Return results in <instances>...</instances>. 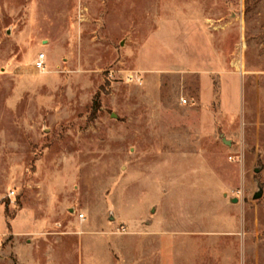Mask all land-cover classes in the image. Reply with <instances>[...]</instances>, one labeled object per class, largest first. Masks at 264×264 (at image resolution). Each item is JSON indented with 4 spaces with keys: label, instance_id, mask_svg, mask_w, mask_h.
I'll return each instance as SVG.
<instances>
[{
    "label": "rangeland",
    "instance_id": "374dc122",
    "mask_svg": "<svg viewBox=\"0 0 264 264\" xmlns=\"http://www.w3.org/2000/svg\"><path fill=\"white\" fill-rule=\"evenodd\" d=\"M157 230L264 264V0H0V264H152Z\"/></svg>",
    "mask_w": 264,
    "mask_h": 264
},
{
    "label": "crops",
    "instance_id": "0c3cea01",
    "mask_svg": "<svg viewBox=\"0 0 264 264\" xmlns=\"http://www.w3.org/2000/svg\"><path fill=\"white\" fill-rule=\"evenodd\" d=\"M171 230L166 231L167 233L160 232L157 230L155 235H153L156 239L154 243L156 247L153 248V261L152 264H176L174 257V246H175V238L178 234ZM201 231V229H199ZM200 234H203L202 232ZM199 237H202L199 235Z\"/></svg>",
    "mask_w": 264,
    "mask_h": 264
},
{
    "label": "built area",
    "instance_id": "2783aa9c",
    "mask_svg": "<svg viewBox=\"0 0 264 264\" xmlns=\"http://www.w3.org/2000/svg\"><path fill=\"white\" fill-rule=\"evenodd\" d=\"M45 61H46L45 54L39 55L38 59L35 62V67L38 70H43L45 68ZM184 103H186V102H184Z\"/></svg>",
    "mask_w": 264,
    "mask_h": 264
},
{
    "label": "water",
    "instance_id": "95a60500",
    "mask_svg": "<svg viewBox=\"0 0 264 264\" xmlns=\"http://www.w3.org/2000/svg\"><path fill=\"white\" fill-rule=\"evenodd\" d=\"M255 197L256 198H260L261 197V193H257Z\"/></svg>",
    "mask_w": 264,
    "mask_h": 264
},
{
    "label": "trees",
    "instance_id": "16d2710c",
    "mask_svg": "<svg viewBox=\"0 0 264 264\" xmlns=\"http://www.w3.org/2000/svg\"><path fill=\"white\" fill-rule=\"evenodd\" d=\"M98 112V110H97V107L94 109V114H96Z\"/></svg>",
    "mask_w": 264,
    "mask_h": 264
}]
</instances>
